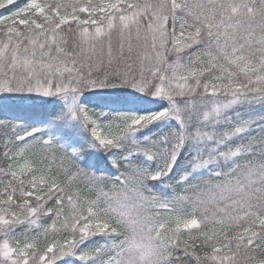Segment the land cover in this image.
Listing matches in <instances>:
<instances>
[{"label": "snow or ice", "instance_id": "6c2138e0", "mask_svg": "<svg viewBox=\"0 0 264 264\" xmlns=\"http://www.w3.org/2000/svg\"><path fill=\"white\" fill-rule=\"evenodd\" d=\"M0 264H264V0H0Z\"/></svg>", "mask_w": 264, "mask_h": 264}, {"label": "trees", "instance_id": "16d2710c", "mask_svg": "<svg viewBox=\"0 0 264 264\" xmlns=\"http://www.w3.org/2000/svg\"><path fill=\"white\" fill-rule=\"evenodd\" d=\"M6 14V13H5Z\"/></svg>", "mask_w": 264, "mask_h": 264}]
</instances>
